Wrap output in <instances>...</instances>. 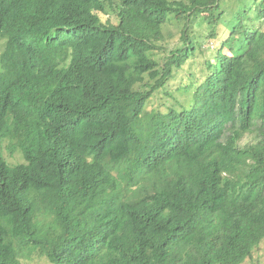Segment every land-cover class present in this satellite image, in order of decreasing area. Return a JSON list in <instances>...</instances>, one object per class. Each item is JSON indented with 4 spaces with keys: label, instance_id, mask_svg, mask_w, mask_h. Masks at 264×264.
Returning <instances> with one entry per match:
<instances>
[{
    "label": "trees",
    "instance_id": "1",
    "mask_svg": "<svg viewBox=\"0 0 264 264\" xmlns=\"http://www.w3.org/2000/svg\"><path fill=\"white\" fill-rule=\"evenodd\" d=\"M220 1L0 0V141L24 160L0 148V264L251 256L264 239V30L246 21L264 22V0L255 13L237 0L204 79L169 90L194 51L189 24L216 23ZM171 19L183 46L158 58Z\"/></svg>",
    "mask_w": 264,
    "mask_h": 264
},
{
    "label": "rangeland",
    "instance_id": "2",
    "mask_svg": "<svg viewBox=\"0 0 264 264\" xmlns=\"http://www.w3.org/2000/svg\"><path fill=\"white\" fill-rule=\"evenodd\" d=\"M249 1L251 0L244 1L247 3L246 8H248V10H250L252 13H255L256 11L252 9L254 7ZM237 2V0H221L219 2L220 7L218 9V11H221V14L216 23H209L206 19L197 17L196 20H192L191 24H189L188 35L192 37L194 42V51L192 55L185 61L181 69V75L177 76L172 85L169 86L171 93L176 91L175 87L177 85L178 87L182 86L185 88L186 85H190L191 82H200L204 79V76L208 70V68H206V62H212L214 60L217 46L220 45L221 41L223 42V40L228 37L230 32L229 30L235 23V11L238 8ZM107 9L109 12H111L108 7ZM246 22L247 27L264 30V22L262 20L254 19L252 15L249 21ZM181 27L182 25L173 19L167 21L162 26V33L164 36L162 45L165 50L163 51L162 48L160 52L156 53V57H161L162 54H166L168 50L175 48L176 46H183L180 37ZM212 30H214L216 33L214 39L209 36V33ZM2 47V42L0 41V49H2ZM227 47L228 45L224 44V52H227ZM178 92L180 100L183 102L187 101L188 91L178 90ZM158 95H162V93L160 92ZM171 101L172 100H169L168 96H164V98H162L160 101L155 99V102L152 101V103L155 105L160 102H166L169 104ZM152 106L153 105L148 104L146 108L151 109L150 107ZM7 143V140L0 141L1 153L6 161L11 164L23 163L24 160L20 152L18 150H15L14 152L9 151V149H7ZM23 261L29 264H49L48 260L44 256H39L38 254H30L29 256H25L23 257ZM241 264H264V239L259 243L258 247L253 250L251 256L246 258Z\"/></svg>",
    "mask_w": 264,
    "mask_h": 264
}]
</instances>
